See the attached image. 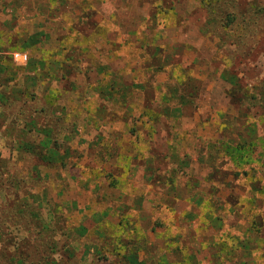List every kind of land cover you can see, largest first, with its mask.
Returning a JSON list of instances; mask_svg holds the SVG:
<instances>
[{"label": "rangeland", "instance_id": "rangeland-1", "mask_svg": "<svg viewBox=\"0 0 264 264\" xmlns=\"http://www.w3.org/2000/svg\"><path fill=\"white\" fill-rule=\"evenodd\" d=\"M233 3L237 42L224 37L228 45L224 31L208 24L203 0H0L2 53L15 67L0 68V75L10 89L24 90L0 106V231L6 240L0 264L239 263V256L229 259L218 249L247 230L230 202L244 204L254 194L248 181L234 184L232 177L229 185H213L210 169L226 167L222 160L211 163L208 152L222 150L224 116L238 117L231 76L254 92L264 79V0ZM246 11L259 12L250 25L242 19ZM35 35L36 45L27 46ZM157 46L164 51L154 52ZM30 60L36 68L29 69ZM177 78L188 80L186 88L176 85L188 106L168 119L156 113L153 137L145 126L132 136L130 124L149 120L145 107L159 111L167 105L164 96L176 105L171 89ZM126 103L133 109L128 118ZM35 110L44 112L36 116ZM25 118L50 130L64 158L49 164L36 156L33 148L45 132L23 133ZM257 122L262 136L261 118ZM260 173L264 177V168ZM205 190L222 191V230L205 220L213 202ZM195 191L207 203L195 207L189 200ZM33 214L53 229L41 234ZM123 220L146 237L144 244L136 238L129 239L130 249L116 247ZM253 245L256 264H264V241L254 236Z\"/></svg>", "mask_w": 264, "mask_h": 264}, {"label": "trees", "instance_id": "trees-1", "mask_svg": "<svg viewBox=\"0 0 264 264\" xmlns=\"http://www.w3.org/2000/svg\"><path fill=\"white\" fill-rule=\"evenodd\" d=\"M202 1V0H200ZM204 7L209 11V22L208 24L214 22L217 28H220L224 31L222 32L221 38L223 42L228 45H232L230 43H226L225 38L232 40V43L237 42V40H233L236 36V25L237 20H239V16L235 13L234 10L235 4L233 0H203ZM258 10H262L259 8ZM258 12V11H257ZM259 13V12H258ZM258 13H249V11L245 12L242 19L250 25V19L253 18L254 15H258ZM225 37V38H224ZM37 43L36 35L30 38L29 42H26L27 46H34ZM223 44V43H222ZM7 45V44H6ZM224 45V44H223ZM234 45V44H233ZM236 45V44H235ZM13 47V45L9 42L8 48ZM221 45H219V48ZM148 48H152L149 46ZM7 48L4 44H0V68L1 71H5L7 67L13 69L15 68L13 64H6L5 61H8V57L6 54L2 53ZM164 50L162 47H154V52L162 53ZM165 61H170V58L167 56L165 57ZM169 64V63H168ZM29 69L36 68L34 66V61H29ZM0 71V72H1ZM16 71V70H15ZM14 71V72H15ZM28 79V78H27ZM231 84L232 90L229 93L230 96L233 98V103H231L238 112V117L235 120H231L230 117L224 116L226 122L224 123L223 131H222V138L220 139L219 147L222 150L218 149L209 150L208 152V160L211 163H217L218 160H222V164L225 165L226 168H219L213 165L212 172H211V179H218L219 182L223 184V187L229 185L230 182H226L229 177H232V183L240 184V182L248 181L249 184V192L250 194H254V196L246 197V203L242 205H237V203L230 202V211L234 216L242 218L247 222V230L243 234V238H239L236 236L232 241V244L229 245L226 242L224 244H216L219 247L218 251L225 250L227 256L232 257H240V261L238 264H256L254 259V249L255 245H253V237L258 236L260 241H264V212L262 209L263 201L257 195L264 196V177L260 173V169L264 168V134L261 136L258 130V119L261 118L262 126L264 127V79L261 81L260 85L256 87L257 92L254 90H247L243 88L242 83L237 80L236 75L231 76ZM188 80H183L182 78H177L176 84L173 86L172 90V98L176 101V105H169L170 99L167 96H164L163 101L167 103L164 107H160L159 111L157 109L153 110V113H150L147 107H145L142 111V116L148 117L149 120L147 122L140 121L141 124L134 121V125L130 124L128 129L132 136L139 137L141 134V128L138 127H147L144 131H147L148 135L151 137L156 134L157 130L154 128L155 121L157 122V114L160 113L162 115H166V118H171L173 116L178 115V113L183 109V107L188 106V98L185 94L180 93V87L186 88ZM179 83V86L176 85ZM234 83V85H233ZM10 82L9 79L4 78L0 75V106H6L7 101L14 97L15 100L18 98L16 95H23L24 90H16V87L10 89ZM10 89V90H9ZM114 90V87L112 88ZM242 93H241V92ZM252 91L251 93H249ZM240 94H239V93ZM127 94L124 96L126 100ZM26 102L23 103L25 105ZM125 109L128 114V117H131V112L133 109L126 104ZM253 109H256L257 112L251 113ZM44 111L42 110H35L34 113L40 115ZM23 112L20 113V115ZM126 114V115H127ZM256 118V119H255ZM25 121V132H36V133H44V138L42 141L39 142L37 148H33V151L38 150L36 156L40 158L42 161L47 162L49 164L55 163L58 158H64V155H61L58 150V146L55 144L56 142L53 138L50 137V130H45L46 128L38 127V122L36 120L28 121V119H24ZM138 123V124H136ZM137 125V126H135ZM175 142V141H174ZM217 147V146H216ZM215 148V147H214ZM261 148V149H260ZM155 157L153 161H155ZM63 162V160H61ZM230 163V164H228ZM65 163L63 162V165ZM260 174L262 177L258 176ZM234 188V187H233ZM245 201V200H244ZM198 205V203H196ZM212 214L210 213L205 220L208 221L209 225L219 228L222 230L221 227L224 226V221L221 217L222 211H226L224 208V204L220 201L212 203ZM227 209V208H226ZM34 222L37 224V229L42 234L43 232L53 229L51 223L44 221L40 215L33 214ZM124 224H121L120 231L122 235H120L118 240L119 243L117 244V248L119 247L121 250L130 249V245L134 246L129 239H140V241L144 244L146 237L139 236L138 230L134 228L133 224L129 220H123ZM71 232V231H70ZM84 231H80L79 235H82ZM72 233V232H71ZM123 234H126L127 237L125 240L123 239ZM6 240L4 238V233L2 230L0 231V257H2L1 252L5 251L6 249ZM53 244V243H51ZM263 245V244H261ZM240 248V250H238ZM139 250L138 248L135 251ZM238 250V251H237ZM130 255H135L134 253ZM217 256V254H216ZM218 257V256H217ZM46 260H52L50 256L45 257ZM130 260V259H129ZM131 261V260H130ZM51 264H60L56 263L55 260H52ZM169 264V263H168ZM173 264V263H170Z\"/></svg>", "mask_w": 264, "mask_h": 264}, {"label": "crops", "instance_id": "crops-1", "mask_svg": "<svg viewBox=\"0 0 264 264\" xmlns=\"http://www.w3.org/2000/svg\"><path fill=\"white\" fill-rule=\"evenodd\" d=\"M168 119V118H167ZM158 132V131H157ZM180 137H178V141H177V143H180L181 144V142H180ZM182 146V145H181ZM210 171L212 172V169H210ZM211 182L213 183V185H216V183L217 182H219V180L216 178L215 180L214 179H211ZM206 191V190H205ZM199 192L198 191H195L194 192V194L191 196V199H189L190 200V202H192L193 201V205L195 206V207H198L200 204H203V203H207V202H202V200H201V198L203 197V194H198ZM206 193V195H207V197H210V201H213V202H217V201H221V199H220V195H221V193H222V191L221 192H213V193H215V194H212V193H210V195H209V193L206 191L205 192ZM168 194V193H167ZM198 194V195H197ZM169 195V194H168ZM200 197V198H199ZM212 202V203H213ZM196 203H198V205H196Z\"/></svg>", "mask_w": 264, "mask_h": 264}, {"label": "built area", "instance_id": "built-area-1", "mask_svg": "<svg viewBox=\"0 0 264 264\" xmlns=\"http://www.w3.org/2000/svg\"><path fill=\"white\" fill-rule=\"evenodd\" d=\"M14 57L16 60H20L22 63L28 61V56L26 54H23V53H15Z\"/></svg>", "mask_w": 264, "mask_h": 264}]
</instances>
